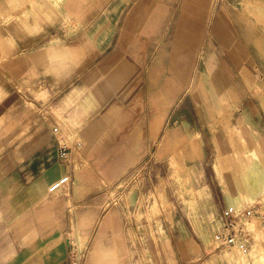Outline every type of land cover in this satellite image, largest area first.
<instances>
[{
	"label": "crops",
	"instance_id": "crops-1",
	"mask_svg": "<svg viewBox=\"0 0 264 264\" xmlns=\"http://www.w3.org/2000/svg\"><path fill=\"white\" fill-rule=\"evenodd\" d=\"M257 4L246 10L264 21ZM260 75L264 26L227 2L0 0V264H70L72 229L91 263L143 260L113 187L179 151L196 164L200 138L219 118L238 124ZM253 107L255 161L228 159L223 177L235 205L264 193V110L259 122ZM211 141L218 164L226 147ZM263 245L245 264H264Z\"/></svg>",
	"mask_w": 264,
	"mask_h": 264
},
{
	"label": "rangeland",
	"instance_id": "rangeland-1",
	"mask_svg": "<svg viewBox=\"0 0 264 264\" xmlns=\"http://www.w3.org/2000/svg\"><path fill=\"white\" fill-rule=\"evenodd\" d=\"M220 1L227 2L228 6L236 8L257 24L264 26V21L246 10L248 1H254L259 3L258 6L264 7V0ZM261 13L264 17V11ZM256 81L251 85L253 103L250 98L243 105L244 116L238 120V124L232 125L226 118H219L212 125V133L207 134L209 142L200 138L203 155L196 164L186 162L183 153L179 151L175 164L136 166L123 178L119 190L117 185L113 187L116 189L113 197L120 200V204L124 206L127 220L138 223L139 229L134 231L138 233L141 241L143 240L141 246L135 245L133 249L144 259L134 260L133 264H245V253L248 255L254 242H264V218L260 215L246 219V234L241 237L235 250L234 244L225 246L220 240L223 229L221 217L226 207H255L260 214H264L263 192L253 199L243 197L236 205L231 204L227 199L223 178L227 172L228 159H240L244 167H249L255 161L252 141L257 139L259 131L256 120L252 121L254 118L250 115V105L253 104V113L258 115L256 118L259 122L262 119L260 110H264V79L260 75ZM246 112L250 115L248 119ZM252 125L253 131L249 132ZM215 133L219 136V146L226 147L224 153L220 155L221 160L218 164L216 160L219 156L218 149L211 141ZM243 135L246 137L243 138ZM66 182L68 183L69 179ZM57 186L50 191L55 193L60 190ZM132 190L133 193L130 195ZM164 192L168 199L167 203H164ZM156 199L162 204H158ZM193 215H197L198 220H195ZM76 233L80 247L87 250L88 242H84L78 231ZM67 236H75V230H70ZM135 236L132 233V238ZM170 240L172 244L168 243ZM118 250V256L125 257L120 254L121 246ZM232 250L233 253L227 254L232 260L229 263L221 262L220 255ZM89 257L90 255L86 256L84 264H95L96 261L89 262ZM215 257L219 258L214 260ZM112 262L128 264L124 259L105 264Z\"/></svg>",
	"mask_w": 264,
	"mask_h": 264
},
{
	"label": "built area",
	"instance_id": "built-area-1",
	"mask_svg": "<svg viewBox=\"0 0 264 264\" xmlns=\"http://www.w3.org/2000/svg\"><path fill=\"white\" fill-rule=\"evenodd\" d=\"M57 130L58 129L55 128V131ZM62 149L63 151H66L64 147ZM56 185H58L57 188L62 187L61 184H56ZM255 215H260L262 216V218H264V214H260L258 209L255 207H251V208H238L237 206L226 207L223 210L221 217L222 225H223L222 233L220 234L221 242L225 246L236 244L237 241L246 234V230H247L245 227L246 219L249 217H253ZM69 241H70V264H84L86 250L80 247L77 235L73 237H69Z\"/></svg>",
	"mask_w": 264,
	"mask_h": 264
},
{
	"label": "bare ground",
	"instance_id": "bare-ground-1",
	"mask_svg": "<svg viewBox=\"0 0 264 264\" xmlns=\"http://www.w3.org/2000/svg\"><path fill=\"white\" fill-rule=\"evenodd\" d=\"M244 184L247 185V182H244ZM260 187L262 188L263 186H260ZM239 240H240V239H239ZM239 240H238V241H239ZM238 241H237V242H238ZM236 244H237V243H236ZM234 245H235V244H234ZM236 247H237V245H235V246L233 247V249L235 250ZM234 250L229 251L227 254H231V253H233ZM217 258H219V257H215L214 260H216ZM262 258H263V256H262Z\"/></svg>",
	"mask_w": 264,
	"mask_h": 264
}]
</instances>
